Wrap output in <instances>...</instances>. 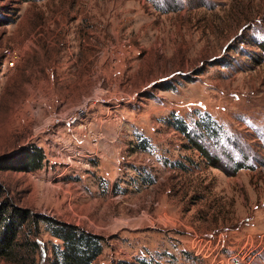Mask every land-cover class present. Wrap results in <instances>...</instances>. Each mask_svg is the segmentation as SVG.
<instances>
[{"label":"rangeland","instance_id":"1","mask_svg":"<svg viewBox=\"0 0 264 264\" xmlns=\"http://www.w3.org/2000/svg\"><path fill=\"white\" fill-rule=\"evenodd\" d=\"M32 145L5 195L101 237L98 264H264V0H0V162Z\"/></svg>","mask_w":264,"mask_h":264},{"label":"trees","instance_id":"2","mask_svg":"<svg viewBox=\"0 0 264 264\" xmlns=\"http://www.w3.org/2000/svg\"><path fill=\"white\" fill-rule=\"evenodd\" d=\"M202 120L204 121H202L201 129L207 133V137L212 139L219 136L220 129L216 122L208 116ZM173 127L187 138L191 148L200 152L210 163L214 162V159L200 145L203 139H206L204 137L206 134L199 133L197 137L192 138L183 119H174ZM136 148L146 151L148 141L140 139ZM44 161L42 149L32 145L26 147L15 161L0 162V171L35 172L42 168ZM235 167V170L243 168L240 164ZM42 226L57 242L52 246L49 255L40 241ZM102 243L101 237L83 228L61 223L28 209L14 206L0 185V264H98L102 254ZM121 264L162 263L155 259H140L136 262Z\"/></svg>","mask_w":264,"mask_h":264},{"label":"built area","instance_id":"3","mask_svg":"<svg viewBox=\"0 0 264 264\" xmlns=\"http://www.w3.org/2000/svg\"><path fill=\"white\" fill-rule=\"evenodd\" d=\"M18 59V53L15 50H11L6 52L3 69L8 71L14 68L15 62ZM73 111V110H72ZM78 114V115H65L63 118V122L67 127H71L75 124L80 114H86L85 110L82 108H76L74 112L70 114ZM69 114V113H68Z\"/></svg>","mask_w":264,"mask_h":264}]
</instances>
